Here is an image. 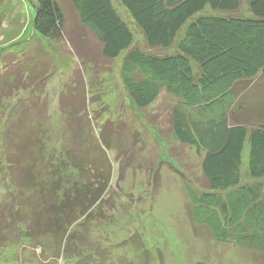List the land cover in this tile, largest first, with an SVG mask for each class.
Instances as JSON below:
<instances>
[{
    "label": "trees",
    "instance_id": "trees-1",
    "mask_svg": "<svg viewBox=\"0 0 264 264\" xmlns=\"http://www.w3.org/2000/svg\"><path fill=\"white\" fill-rule=\"evenodd\" d=\"M118 1L123 14L113 0H68L64 11L57 0H35L33 30L47 41L68 45L84 64L99 66L122 56V83L138 109L153 105L162 91L179 107L202 109L236 97L264 78V0ZM126 18L139 31L140 41ZM33 57L0 55V97L26 93L8 105L2 125L0 193L9 197L0 202V249L60 235L61 258L82 264L101 255L99 249L79 247L78 235L89 230L86 217L98 212L107 181L101 160L82 153L70 135L76 124L86 121L94 100L86 97L83 79L73 70L58 101L62 145H50L46 100L25 85V65ZM38 82L44 88V79ZM177 110L173 133L179 142L194 146L196 139ZM116 127L110 121L98 127L99 150H115L111 135L122 131ZM245 145L248 163L243 169ZM200 166L204 190L185 183L193 222L217 243L264 255V124L226 126ZM118 171L123 175V168ZM105 247L100 245L103 251ZM107 264L116 263L111 258Z\"/></svg>",
    "mask_w": 264,
    "mask_h": 264
},
{
    "label": "rangeland",
    "instance_id": "rangeland-1",
    "mask_svg": "<svg viewBox=\"0 0 264 264\" xmlns=\"http://www.w3.org/2000/svg\"><path fill=\"white\" fill-rule=\"evenodd\" d=\"M57 1L64 11L68 0ZM113 1L123 14L119 1ZM34 6L35 0H0V55L23 59L35 56L36 51L42 52V56L33 57V62L25 65V85L34 96L46 100L51 119L47 141L52 146L62 145L58 135V101L73 70L78 69L83 79L86 97L94 100L88 105L86 121L77 122L70 135L82 153H90L93 161L101 160V172L107 181L106 196L98 202V207L91 208L97 207L98 212L86 217L89 230L78 235L79 247L99 249L101 255L85 258L82 264H107L111 258L116 264H133V261L135 264H264V255L217 243L205 227L195 224L188 212L185 192V183L204 190L202 158L207 151L214 150L226 126L237 122L249 127L264 124V78L254 81L240 95L224 97L202 109L179 107L164 91L153 105L138 109L122 83V56L120 61L100 62L99 66L82 63L68 45L35 34ZM126 21L133 27L136 41H140L139 31L128 18ZM41 79L44 88L38 82ZM25 96L26 93L20 92L12 97H0V144L8 105ZM175 108L186 131L196 139L194 146L179 142L174 135ZM106 121L122 128L119 134L111 135L115 150L109 152L98 149V127ZM242 163V168H246L247 145L242 152ZM119 168L124 169L123 175L119 176ZM7 197L1 192L0 202L7 201ZM64 227L69 229L68 225ZM59 241L60 235L39 243L10 244L0 249V264H75L61 258ZM100 245L106 246L104 251ZM76 252L73 251L74 255Z\"/></svg>",
    "mask_w": 264,
    "mask_h": 264
}]
</instances>
